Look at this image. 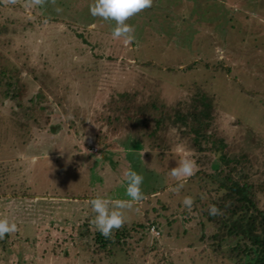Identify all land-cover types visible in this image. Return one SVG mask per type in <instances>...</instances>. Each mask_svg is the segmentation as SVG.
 Returning <instances> with one entry per match:
<instances>
[{"label":"rangeland","instance_id":"374dc122","mask_svg":"<svg viewBox=\"0 0 264 264\" xmlns=\"http://www.w3.org/2000/svg\"><path fill=\"white\" fill-rule=\"evenodd\" d=\"M93 2H0V64L14 76L9 92H20L7 96L0 86V218L15 222L9 238H20L11 249L7 235L0 239V264H16L19 245L27 259L42 244L47 253L37 262L88 264L75 251L54 259L48 249L54 238L75 235L92 198L129 199V170L144 177V199L122 210L125 224H143L144 213L157 216L160 235H141L138 227L127 253L98 264H146L152 246L169 252L173 264H237L235 240L212 242L219 224L204 217L200 226L202 183L187 178L177 190L170 175L182 157L212 172L217 154L180 143L177 126L148 133L161 110L173 118L182 101L195 103L198 118L214 123L216 141L245 146L263 170L264 0H154L128 21L135 39L127 45L112 38L114 21L90 14ZM149 99L155 109L143 107ZM186 196L194 200L190 211Z\"/></svg>","mask_w":264,"mask_h":264},{"label":"trees","instance_id":"16d2710c","mask_svg":"<svg viewBox=\"0 0 264 264\" xmlns=\"http://www.w3.org/2000/svg\"><path fill=\"white\" fill-rule=\"evenodd\" d=\"M205 65L207 66L208 62ZM14 68L16 69L15 66ZM3 69L4 71L2 73ZM13 83H15L14 76L10 74L7 63L5 65L0 64V86H4L2 92L5 95L16 97L20 94L17 91H13L12 94L9 92L10 87L14 85ZM182 102L181 105L179 104V108L174 111L173 118L169 117L166 119L165 116L167 113L164 110H161L157 117H152L155 120L154 122L157 128L148 134H155L156 129L160 130L170 125L171 127L172 125L177 126V135L185 138H182L180 143H183L185 140L188 143L186 147L192 144L190 148L193 150H197L198 152H214L217 154L218 161L211 163L212 172H207L206 168L198 169L194 175L188 178L190 181L197 179L198 182L202 183L199 185L202 189V194L197 195L199 200H201V196L204 197V201L201 200L202 208L199 215L200 226L204 228V220L219 224L216 231L210 235L214 239L212 242L219 244L222 240H235L236 244L231 248V255H234L238 260L237 264H264V160L262 161L263 170H260L259 168L261 167H255L257 161L252 159L250 151L245 146L237 147L221 138L216 141L214 138L216 135L214 123L212 121L205 123V121H201L198 118V109L195 103L186 104L184 101ZM105 105L107 106V104ZM36 107L39 106L36 105ZM143 107L145 109H155L156 100L149 99L148 103ZM134 110V114H136L138 110ZM145 114L144 110L143 115L141 114L143 119L148 118ZM143 119L142 117L139 119L135 118L134 122L138 123L140 120L143 123ZM148 134L146 133L147 136ZM205 140H207V143H204ZM168 143H173L172 138L165 141L161 149L163 150L162 153L168 152V148H166ZM232 148H239V150L234 151ZM155 149L158 150L160 148L154 144L152 150ZM158 155L159 159H162L164 156L163 154ZM208 183L210 186H208ZM25 195L29 196L31 194H25L23 192V196ZM32 196L34 198L37 197L35 194ZM212 205L217 206L221 210V214L216 216L210 215L208 209ZM195 208L196 206H193V209ZM183 213L188 215L186 219L191 217L189 211H183ZM93 217L94 213L90 211L89 215L81 220L82 224L77 227L78 229H76L75 235L72 233L69 234L68 238L66 236H62L60 239L58 237L54 238V242L52 241L50 249H48L54 259H58L63 253L68 258L72 254V251H75L74 255L79 257V260L85 261L88 264H98L106 256H115L117 252L127 253L129 251L128 249H130V240L133 238V233L138 232V227H140L141 235L144 230L149 233L151 226H154L159 231L158 235H160V229L157 226L158 217L149 218L146 213L143 215V224L139 225L136 222H133L129 226L124 224L119 230H114L111 238L103 237L96 230L95 226L91 223ZM192 217L194 218V216ZM167 223L170 224V222ZM7 236L9 238V235ZM50 237V233L44 236V244H46L47 240H51ZM156 237L159 236H154V238ZM203 237L204 234L202 232L200 239H203ZM19 241L20 238L18 239L12 235L7 243L8 247H6L4 242L1 247L11 249L12 246H17ZM42 246V248L40 246L37 250L38 252L41 251V254L34 251L26 259L25 251L19 245L20 250L19 254H16L18 258L16 264H26L30 259L36 263L38 254V257L41 259L45 257L48 246L43 244ZM149 251L151 255L147 259L146 264H173L172 260L169 259V252L165 251L163 247L152 246ZM10 254L14 255L13 252ZM37 263L46 264L42 261H38Z\"/></svg>","mask_w":264,"mask_h":264},{"label":"clouds","instance_id":"9594fccd","mask_svg":"<svg viewBox=\"0 0 264 264\" xmlns=\"http://www.w3.org/2000/svg\"><path fill=\"white\" fill-rule=\"evenodd\" d=\"M0 2L15 4L17 0H0ZM47 2L48 0H28L30 6H40ZM153 4L154 0H94L89 6V12L93 17L114 21L112 38L123 37V42L127 45L135 39V28L128 21L142 11L150 9ZM196 169V161L189 157H182L176 161V166L171 169L170 175L178 182L177 190L183 187V182L187 178L194 175ZM143 180L144 177L137 171L129 170L125 173V194L129 199L110 201L108 198L97 196L90 200L91 211L94 213L91 223L103 237L111 238L114 230H119L124 226L127 218L122 210L130 209L133 202L144 199ZM182 203L190 211L194 200L192 197L186 196ZM208 211L212 216L221 214V210L215 205L210 206ZM17 230L18 226L15 222H10L7 218H0V239H4L6 235L15 233Z\"/></svg>","mask_w":264,"mask_h":264},{"label":"built area","instance_id":"2783aa9c","mask_svg":"<svg viewBox=\"0 0 264 264\" xmlns=\"http://www.w3.org/2000/svg\"><path fill=\"white\" fill-rule=\"evenodd\" d=\"M89 146H91L90 149H93L94 151H96V147H94L93 145H89ZM149 233L152 236H155V235H158L159 234V231L154 226H151L149 228Z\"/></svg>","mask_w":264,"mask_h":264}]
</instances>
